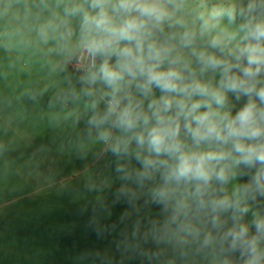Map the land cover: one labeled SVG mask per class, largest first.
Segmentation results:
<instances>
[{"label":"clouds","instance_id":"9594fccd","mask_svg":"<svg viewBox=\"0 0 264 264\" xmlns=\"http://www.w3.org/2000/svg\"><path fill=\"white\" fill-rule=\"evenodd\" d=\"M0 20L6 52L64 74L50 106L83 125L85 171L107 161L85 183L87 227L116 234L99 264H264V0H0Z\"/></svg>","mask_w":264,"mask_h":264},{"label":"crops","instance_id":"0c3cea01","mask_svg":"<svg viewBox=\"0 0 264 264\" xmlns=\"http://www.w3.org/2000/svg\"><path fill=\"white\" fill-rule=\"evenodd\" d=\"M4 27L5 20H0V32ZM2 40L0 264H99L90 255L96 251H107L119 260L113 243L116 234L100 239L87 227L98 194L86 190V178L107 175V161L94 166L89 161L86 172L76 149L83 125L73 127L58 105L50 106V100L67 87L64 74H50L31 50L23 55L6 52ZM27 90L37 93L35 100L24 94ZM86 205L88 210L81 214ZM123 208L117 205L101 224L116 222Z\"/></svg>","mask_w":264,"mask_h":264}]
</instances>
